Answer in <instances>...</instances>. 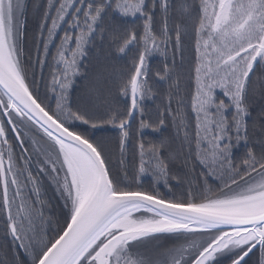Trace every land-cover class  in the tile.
Returning a JSON list of instances; mask_svg holds the SVG:
<instances>
[{"label": "snow or ice", "instance_id": "snow-or-ice-1", "mask_svg": "<svg viewBox=\"0 0 264 264\" xmlns=\"http://www.w3.org/2000/svg\"><path fill=\"white\" fill-rule=\"evenodd\" d=\"M0 52L149 198L81 235L56 132L0 88V264H264V217L177 211L264 196V0H0Z\"/></svg>", "mask_w": 264, "mask_h": 264}, {"label": "water", "instance_id": "water-1", "mask_svg": "<svg viewBox=\"0 0 264 264\" xmlns=\"http://www.w3.org/2000/svg\"><path fill=\"white\" fill-rule=\"evenodd\" d=\"M0 88L11 97L10 109L19 113L20 108H24L56 132L57 145L67 150L81 170L83 191L73 214V223L81 235L110 224L125 204L149 199L141 193L113 191L96 150L79 136L67 132L39 108L13 63L3 52H0ZM177 211L192 213L190 220L205 216L222 222H243L257 216L264 217V196H258L245 203L192 207Z\"/></svg>", "mask_w": 264, "mask_h": 264}, {"label": "rangeland", "instance_id": "rangeland-1", "mask_svg": "<svg viewBox=\"0 0 264 264\" xmlns=\"http://www.w3.org/2000/svg\"><path fill=\"white\" fill-rule=\"evenodd\" d=\"M8 107L10 109L9 104H8ZM16 113L19 114L18 112H16ZM0 134H2V131H0ZM59 148L61 151V158L63 160L64 167L68 173L67 180H68V183L70 185V191L72 193L73 199L78 202L79 198L81 197L82 191H83L82 190V188H83L82 172L78 168L75 160L69 156L67 150L62 146H59ZM254 198H258V197H254ZM254 198L234 199V200H230V201H226V202H221V203H218L215 205L245 203L248 200H251ZM215 205H211V206H215Z\"/></svg>", "mask_w": 264, "mask_h": 264}, {"label": "trees", "instance_id": "trees-1", "mask_svg": "<svg viewBox=\"0 0 264 264\" xmlns=\"http://www.w3.org/2000/svg\"><path fill=\"white\" fill-rule=\"evenodd\" d=\"M155 59H158V58H154V60ZM111 186H112V184H111ZM112 189H113V186H112ZM115 193H127V192H117V191H114ZM132 193H136V192H132ZM75 201V206H76V204H77V201L76 200H74Z\"/></svg>", "mask_w": 264, "mask_h": 264}]
</instances>
